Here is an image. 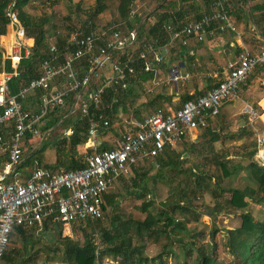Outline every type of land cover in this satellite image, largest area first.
Returning a JSON list of instances; mask_svg holds the SVG:
<instances>
[{
	"label": "built area",
	"instance_id": "built-area-1",
	"mask_svg": "<svg viewBox=\"0 0 264 264\" xmlns=\"http://www.w3.org/2000/svg\"><path fill=\"white\" fill-rule=\"evenodd\" d=\"M16 2L9 0L5 8L7 26L13 29L15 36L12 50L8 54L0 53V154L7 155L0 172V264H4V255L16 226L31 227L48 222L50 225L70 227L74 222L102 218L104 196L120 176L128 175L140 160L152 158L166 146L174 147L191 131L205 128L219 114L224 101L235 96L239 85L257 67L264 68V49L252 53L243 48L235 59L227 61L225 72L217 73L221 79L215 86L176 109L167 112L156 109L142 119H129L120 136L110 142L112 147L98 150L101 145L98 141L99 122L107 126L108 119L99 112L96 122L90 116L89 107L91 104L94 108L110 107L118 102L115 93L127 89L128 75L133 72V67L129 65L132 58L126 50L135 43L136 32L132 30L124 35L114 28L100 32L76 29L67 39L71 48L61 54V59L60 51L52 41L46 57L40 63L38 77L22 85L16 93H11L9 82L17 75L21 58L30 52ZM164 27L170 32L168 44L157 48L153 46V41L147 42L136 56L145 60V70L150 68L148 57L151 55L155 63L161 62L163 54L168 52L170 44L176 39L185 45L189 37L202 41L215 33L236 32L224 0H211L200 18L186 22L180 29H174L170 23ZM116 53L125 54L126 62L114 56ZM80 59L92 65L90 74L96 71L95 76L99 79L94 89L86 91L84 95L89 76L85 79L79 77L77 63ZM106 63H109L112 73L101 78L98 69ZM170 76L177 81L188 75H182L173 66ZM106 88H110L113 95L104 104L102 96ZM36 89L41 94L39 104L33 110L27 108L24 101ZM80 90L82 93L78 95ZM74 91L77 92L76 105L89 121L87 137L91 140L92 150L83 156L84 166L74 169L40 166L25 178L17 175L13 180L5 181L24 158L22 146L28 134L41 137L40 127L46 115L62 105L65 97ZM242 111L250 123L260 115L249 104H245ZM71 132L69 128L65 134ZM256 143V158L264 164V135L256 133Z\"/></svg>",
	"mask_w": 264,
	"mask_h": 264
},
{
	"label": "trees",
	"instance_id": "trees-1",
	"mask_svg": "<svg viewBox=\"0 0 264 264\" xmlns=\"http://www.w3.org/2000/svg\"><path fill=\"white\" fill-rule=\"evenodd\" d=\"M8 1L9 0H0V36L5 33L7 28L5 8ZM66 1L67 5L71 4L72 2V0ZM136 1L137 0H95L94 8L88 15L87 23L86 21L81 25H79L80 23L74 21L72 23L70 13H68L66 17L63 18V23L58 25L56 23H52L50 18L46 15L33 14L28 10L29 7L34 8L33 4L35 3H44L43 0H17L16 7L18 16L25 29V36L26 38H33L34 41L30 46L29 55L23 56L21 58L17 69V75L9 82L10 92L16 93L22 85H25L30 80L38 77L40 73V63L46 57L47 52L49 51L50 43L52 41L60 51L61 59V54L65 50L71 48V45L67 43L70 33L76 29H81L84 31L93 30L94 19L105 9H107L110 3L115 5L117 12L113 19L115 26L111 28L120 30L124 35H128L130 31L137 29L135 43L126 50V53L131 55L132 58L129 65L133 67V72L129 73L128 75V84H133L137 81L141 82L152 80L155 76L154 70L156 65L161 64L162 62L155 63L153 57L150 55L148 57L150 68L145 70V60L136 58L139 50L143 49L144 44L149 42L147 39L150 38L153 40L157 48H162L163 46L167 45L170 40V32L164 27L166 23L172 24L175 27L174 29H180L183 24L188 22V19L200 18L201 14L207 11L209 3L211 2V0H187L186 2H184V0H152L154 3L152 8L145 13L147 16L139 25L144 15L134 13L132 10ZM247 1L252 0H224V3L226 10L229 14H231L233 12L236 13L234 9H239L242 2ZM251 9L254 11V8ZM260 14L261 18L264 19L262 7L260 8ZM146 23L148 24L147 28ZM48 24L50 25L49 28L52 30V33H49V29L47 27ZM174 42L169 46L170 54L172 55V53L175 51L185 54V49H177L174 46ZM114 56L118 57V59H120L122 62H126L127 60V56L125 54L120 55L119 53H116ZM91 66L92 65L85 59H80L77 63L79 77L81 79H85L87 76H89L83 91V95L86 93V91L94 89L98 83V80L95 76L96 71L90 74L89 70ZM217 83L213 84L211 87L215 86ZM40 94L41 91L39 89L34 90L32 95H34L36 98V104H29H31L33 107H36ZM76 94L77 92L75 91L70 92L65 97L64 103L62 105L55 107L46 115L47 122L44 127L45 130L53 128L56 124H62V122L68 124L71 115L67 116V114L73 105ZM115 94L118 96V102L113 103L110 107L94 108L92 104L89 107L90 116H92L96 122L98 121L99 112H102L104 118L108 119V125L104 126L99 122V128L108 129L112 126L111 119L114 116L115 111L120 105H122V107L125 106L129 96L132 94V90L131 88L127 87V89L117 91ZM201 94H203V92L183 93L180 99L181 105L188 100L195 99ZM112 95V90L110 88H106V92L102 96V103L105 104L109 102ZM164 99L169 100V97H165L164 93H159L153 98L151 103L154 104L153 107L155 109L158 108L162 109L164 112H167V108H164L163 106ZM74 112L75 111H73L72 114ZM79 114L80 116L75 121H71V124L67 126V129H72V132L69 135H66L61 140V142H59V144L61 143V146H63L60 147L59 145L57 148V150L60 151L64 150L66 144L69 143L71 152L68 154L66 161L57 159L55 163L46 165L47 167L53 169H74L84 166L83 157H79L77 152L72 151V148L75 149L78 144L84 142L89 126L88 117L82 115L81 112H79ZM205 129L203 130V134H210V137L207 139L208 143L212 144L213 142L222 138L219 133H214L210 130H207L206 132ZM243 131L246 132L245 129H243ZM34 139L35 137H32L30 134H28L23 143V149H25L24 147L26 142H29L30 144L31 142L35 141ZM250 146V148L245 147L239 152L240 160L236 163L232 162L231 160L229 161L224 157V155H222V153L218 154V152L209 156H203L202 161L204 162V165H209L210 167L215 165V169L217 170V172H214L212 175L210 173L207 174L206 177H204L206 172L202 170L199 171V169H186L187 167L184 165L187 161H189L190 156H183L185 151H174L171 149V147L166 146L161 153L150 158L154 160V163L157 166V173L155 174L160 179H163L162 172L168 173L171 179H174L177 173H187V175H183V177L186 182L190 181L189 183L193 187L191 192H203L205 187H203V183L205 180H208L209 182L211 181L213 183V187H207L206 190H209L211 197L215 199V205L213 207L214 210H206L207 212L204 214L214 216L218 214L222 208H225V204L228 208V212L239 213L240 224L232 228H225V247L231 256V260H229L227 264H264V218L257 219L248 210H246V207L250 202L256 204L264 203V164H262L256 158V137ZM111 147L112 145L102 143L99 145L98 150ZM44 148V145H41L37 149H32L29 147L28 152L25 154L23 150L24 158L18 165L15 166L12 173L9 174L4 180L9 181L16 175H22L23 178H25L31 173L32 170L40 167V160L38 159L37 155H40V152H42ZM88 150L91 151L92 149L89 148ZM3 158L6 160L7 155H3ZM149 160L144 159L143 161L149 162ZM30 164H34L35 166L31 171L27 168ZM26 165L28 166L25 167ZM133 169L136 172L137 168L134 167ZM23 172L25 173L23 174ZM139 174L141 176L139 181L136 182V180L133 179V184L136 187L141 185L142 179L146 177L148 178V173L146 170ZM227 177H229L231 182H234L233 180H236L239 177H243L246 182L245 184L243 183L236 185V183L233 185L230 184L224 186L222 185V182ZM144 189H146L145 185H141L140 188L134 189L133 193L136 197H143L144 193H139L138 191H144ZM225 193H228V196L223 200V203L225 204L221 205L219 198L223 197V194ZM181 195H185V192L182 189ZM193 195L196 196L197 193H194ZM167 198V202L164 201L162 206L157 208L158 215H152L151 213L147 212V215L143 218H135L130 215L129 217L122 219L119 214H115L113 215L111 223L108 225L109 227L103 226L101 224L102 218L92 221L86 220L74 222L73 225H79L81 228H84L82 227V224H85V227L89 226L92 232L96 233V237H94V233H88L85 229H83V244L80 245L77 242H69L68 244L66 243L67 245L65 247V251L69 261L72 264H88L95 257L99 261H102V259L105 257H112L114 260H116V264H148V262L168 264V258L177 254L176 251H173L171 248L169 249V245H173L175 249H179L180 247L178 241L171 238L175 227H179L184 231L187 229H185V222L183 223L179 219L176 221V223L172 220L169 228L165 227V225H162V221L164 222L169 219H173L172 217H174V214L176 213H197V210L191 205L189 200L180 203L178 200H170V196ZM104 201V208L106 205L115 207L118 204L115 194L106 193L104 196ZM149 204L150 203L148 202H144L142 204V208L144 209ZM48 224V222H45L44 227L47 228ZM56 225L59 227L62 226L59 224ZM24 228L23 226H16L14 231L11 233V236L17 232L20 234L19 237L26 240V229ZM221 229L222 228H220V230ZM215 231L216 229L212 232V238L214 237ZM167 232L171 234L167 235ZM162 233H165L166 236H169V245H166L165 243L162 244L164 249L153 257L144 255V249L147 244L146 240L151 239L154 234L155 238L152 241L157 240L158 235ZM59 237H61L60 232ZM62 240L67 241L69 240V237L65 236L62 238ZM190 244L194 245V242H191ZM197 250L198 255L195 259V264H222L221 261L218 262V256L214 251V248L211 250H206L202 247H197ZM96 251H98V256H96ZM10 252L12 254L14 252V256L11 255ZM188 252V249H184V258L180 261L183 264H186L185 258L188 256ZM22 256L23 255L20 253V251H18V249H10V251L7 250L6 254L4 255V262L23 260Z\"/></svg>",
	"mask_w": 264,
	"mask_h": 264
},
{
	"label": "rangeland",
	"instance_id": "rangeland-1",
	"mask_svg": "<svg viewBox=\"0 0 264 264\" xmlns=\"http://www.w3.org/2000/svg\"><path fill=\"white\" fill-rule=\"evenodd\" d=\"M43 1L44 3L34 2V8L29 7L28 10L33 14L46 15L50 18L52 23H56L58 25L63 23V18H65L68 13H70L72 23L73 21L80 23L79 25L85 21L87 23L88 15L93 10L95 4V0H72L71 4L68 5L66 0ZM153 4L154 3L152 0H137L132 10L134 13L145 16L147 15L145 13L152 8ZM116 14L117 12L115 5L110 3L107 9H105L94 19L93 28L95 32H100L115 26L113 19ZM49 26L50 25L48 24L47 27L49 29V33H52V30L49 28ZM147 26L148 24L146 23V28ZM147 41L152 42L153 40L148 38ZM154 44L155 42L153 43V46L155 47ZM170 59L171 58L168 57L167 54H163L162 66H160L157 74V82L153 83V81L147 80L128 84V88H131L132 94L129 96L124 107L120 105L119 108H117L119 114L116 113L112 117V126L108 129L99 128L98 141L101 144H110V142H112L115 138L119 137L120 133H122L128 125L127 122L129 121L130 116H133L135 119H139L158 109L153 107L154 104H152L151 101H153V98L159 93H164L165 97H169V100H163L164 108L176 109V107H180L181 95L184 93V90L188 89L189 85H193L194 79L188 75L187 78L179 79L176 82L172 80V77H169L170 67L172 66ZM103 68L107 70L108 73L111 71L109 63H106ZM98 70L101 72L103 71L102 68ZM261 74H263L264 80V73ZM248 102L252 104L253 101L248 99ZM242 105L243 102L240 101V103L237 105V107L239 106V109L237 110V108H235L237 113L230 117V126L226 125V132L223 131V133L220 134L222 138L219 140L213 142L212 144L208 143L207 139L210 137L209 134L206 135V138L204 137L203 140L191 142V140H189L190 134H187L174 147L171 148L174 151H186V154H183V156H190L189 161H187L184 165L187 167V170H202L206 172L204 177H206L209 173L212 175L214 172H217L215 165L211 167L209 165H204L202 158L203 156H209L217 152L218 154L222 153L224 157L230 156L228 160H231L234 163L240 160L239 152L245 147L250 148L251 143L256 137V132L250 127L246 114H244V112H242L240 109ZM73 111L75 112L72 114ZM79 112V108L77 105H75L73 110H70L67 114V116L71 115L68 124L62 122V124H56L53 128L48 130L44 129L47 122V119H45L40 127L41 137H35V141L31 142L30 144L29 142H26L24 154L28 152L29 147L32 149H37L41 145H44V150L40 152V155H37L38 159L40 160L39 166L47 167L46 165L55 163L57 159L66 161L68 154L71 152L69 143L66 144L64 150L60 151L57 150V148L59 145L60 147L63 146H61V143L59 144V142H61V140L66 135H69L65 134V130L67 129V126L71 124V121H75L80 116ZM242 127H244L246 132L241 129ZM254 127L258 131L263 132L264 135V128L259 124L258 121L254 124ZM203 130L204 129H202V131ZM238 131L243 134H238ZM90 142V138L86 136L84 142L78 144L75 149L72 148V151L77 152L79 157H83L90 148ZM27 166L28 165L25 167ZM34 167V164H30L27 168L31 171ZM135 167L137 168L136 172L134 169H132L128 175L118 178L109 189L108 193L116 195L118 204L115 207L110 205L105 206L101 224L103 226H108L113 219V215L115 214H119L122 219H125L130 215L135 218H143L147 215V212L151 213L152 215H158L157 208L162 206L164 201L167 202L168 196H170V200H178L180 203L189 200L191 205L196 208L197 213H176L174 214V217H172L173 219H169L164 222L162 221V225H165V227L168 228L172 223V220L175 223L178 219L183 223L185 222V229L187 230L184 231L179 227H175V230L172 233L173 235L171 236V238L178 241L180 246L179 249H175L173 245H169V236H166L165 233L159 234L157 240H154L156 242L152 241L155 238L154 234L151 239L146 240L147 244L144 249V255L148 257L157 255L161 250L164 249L162 244L165 243L166 245H169V249L171 248L173 251L177 252V254L168 258V264H183L180 261L184 258V249H188L189 251L187 254L188 256L185 258L186 264H195V259L198 255L197 247H202L206 250H211L214 248V251L218 256V262L221 261L222 264H227L229 260H231V256L225 247V228H232L240 224L239 213L228 212L226 204L223 203V200L228 196V193L223 194V197L219 198L221 205L225 204V208H222L218 214L209 216L204 213L207 212L206 210H214L213 207L215 205V199L211 197L210 191L206 190L207 187H213V183L211 181L209 182L208 180H205L203 183V187L205 186L203 192H191L193 187L190 185V181L186 182L183 177V175H187V173H177L176 177L171 179L168 173L162 172L163 179H160L155 174L157 173V166L153 159H150L149 162L140 160ZM144 170L147 171L148 178L146 177L142 179L141 185H145L146 189H144V191H138L139 193L143 192L144 196L136 197L133 191L134 189L140 188L141 185L137 187L134 186L133 179H135L136 182L139 181L141 177L139 173ZM20 177L23 178L22 175ZM13 179L14 177L11 180ZM233 181L234 182H231L229 177H227L223 180L222 185H233L236 183V185H239L243 183L245 184L246 182L243 177H239ZM181 189L185 192L184 196L181 195ZM194 193H197V195L194 196ZM144 202H148L150 204L143 209L142 204ZM246 210H248L257 219L264 218V203L256 204L250 202L246 207ZM50 227H53V229L49 231L41 230L37 234L29 235L27 238L28 241H25L20 237L14 239L10 238L7 250L10 251V249H18V251L24 255V260H16L14 262L5 261L4 264H70L71 262L69 261L65 251L66 245L69 242H77L80 245L83 244V229H85L88 233H94V237H96V233L92 232L89 226L85 227V224H82V227L84 228H81L79 225L76 226V224L71 225L70 227H59L57 225H52ZM220 228L222 229L220 230ZM215 229L216 231L214 237L212 238V232ZM59 232L62 238L66 236L69 237V240H62V238L59 237ZM170 234L171 233L167 232V235ZM191 242H194V245H191ZM32 250H34L36 254H34V251ZM13 254L15 253L13 252ZM13 254L11 253V255ZM116 263V260H114L112 257H105L102 259V261H99L95 257L88 264ZM148 264L157 263L148 262Z\"/></svg>",
	"mask_w": 264,
	"mask_h": 264
},
{
	"label": "crops",
	"instance_id": "crops-1",
	"mask_svg": "<svg viewBox=\"0 0 264 264\" xmlns=\"http://www.w3.org/2000/svg\"><path fill=\"white\" fill-rule=\"evenodd\" d=\"M186 1L187 0H184V2ZM263 5L264 0H252L242 2L239 9H234L236 13L233 12L229 15L236 26V32L226 31L224 33H215L212 36H206L202 41H198L194 37H189L185 45H182L180 40L176 39L174 46L177 49L184 48L186 53L181 54L180 52L175 51L171 55L170 50H168L169 54L168 52L166 54L171 58L170 62L172 63V66L170 65V71L173 66H175L181 74L190 75L191 78L194 79L193 85H189L188 89L184 90V93H204L207 91L213 84L217 83L221 79L217 73L225 72V65L227 61L235 59L238 52L243 48H247L252 53H259L262 49H264V19L261 18L260 14V8L263 7ZM251 8H254V11H252ZM193 19L194 18H190L188 21ZM14 40L15 36L13 29L7 26L5 33L0 36V53H10ZM33 41V38H26V43L29 46L33 44ZM160 66H162V63L157 64L155 67V76L151 80L153 83L157 82V74ZM263 69L264 68L257 67L249 76L248 80L239 85L237 88V94H235L233 98L224 101L220 108L219 114L208 122L206 129L204 128L206 132L207 130H210L211 132H217L219 134L223 133V131H225L226 125L230 126V117L237 113V110L239 109V106L237 107V105L241 101L243 102V105L240 108L241 110L245 104H249L254 108L257 107L256 109L259 111L260 115L253 123L249 122V124L253 131L263 135V132L258 131L254 127V124L258 121L259 124L264 128V80L263 74H261L264 73ZM102 70V72L98 70L101 78L109 76L112 73L111 71L108 73L104 68H102ZM170 71L169 77H171ZM97 80L99 81V79ZM32 93L33 92L27 95L24 103L27 108L34 110L39 104V97L36 107H33L31 104H29H36V98L34 95H32ZM248 99L253 101L252 104L248 102ZM235 108H237V110ZM171 109L172 108H167V111ZM116 113L119 114L117 110L115 111V114ZM129 119L135 118L130 116ZM202 129L203 128H199L191 131L189 133V140H191V142L203 140L206 134H203ZM241 129L243 130L244 127ZM237 133L241 132L238 131ZM3 155L5 154H0V172L3 169V163L5 161V157L3 158ZM225 158L229 159L230 156ZM24 173L25 172H23V174ZM44 224L25 228L23 227L26 229L25 235L27 238L29 235L37 234L41 230L49 231L53 229V227H50L52 225L48 224V227L46 228L44 227ZM19 235L20 234L16 232L10 236V238H19ZM25 241L28 240L26 239ZM34 254H36L35 251ZM22 257L24 260V255Z\"/></svg>",
	"mask_w": 264,
	"mask_h": 264
},
{
	"label": "water",
	"instance_id": "water-1",
	"mask_svg": "<svg viewBox=\"0 0 264 264\" xmlns=\"http://www.w3.org/2000/svg\"><path fill=\"white\" fill-rule=\"evenodd\" d=\"M146 16H147V15H145V16L141 19L139 25H140L141 22L146 18ZM136 30H137V29H134V32H136ZM81 93H82V90L79 91L78 95H80ZM75 105H76V99L74 100L73 105H72V107H71V109H70L71 111L73 110V108L75 107ZM184 154H186V153H184Z\"/></svg>",
	"mask_w": 264,
	"mask_h": 264
}]
</instances>
